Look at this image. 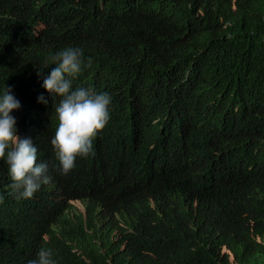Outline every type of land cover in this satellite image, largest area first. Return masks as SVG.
Here are the masks:
<instances>
[{
  "label": "trees",
  "instance_id": "trees-1",
  "mask_svg": "<svg viewBox=\"0 0 264 264\" xmlns=\"http://www.w3.org/2000/svg\"><path fill=\"white\" fill-rule=\"evenodd\" d=\"M68 47L85 58L73 90L107 93L109 127L133 136L144 153L167 156L173 173L181 144L157 143V118L171 132L190 121L226 130L235 154L250 160L243 184L251 192L237 193L227 220L237 235L225 229L226 238L219 236L230 239L231 252L211 251L169 215L159 226L165 248L187 256L173 264H264V0H0V96L9 88L56 103L43 87L51 68H43L54 67L48 58ZM3 170L0 164V259L11 224L29 217L9 195ZM55 202L47 197L43 208ZM69 262L88 264L72 252Z\"/></svg>",
  "mask_w": 264,
  "mask_h": 264
},
{
  "label": "clouds",
  "instance_id": "clouds-1",
  "mask_svg": "<svg viewBox=\"0 0 264 264\" xmlns=\"http://www.w3.org/2000/svg\"><path fill=\"white\" fill-rule=\"evenodd\" d=\"M46 63L54 67L43 68H51L43 87L59 98L56 103L9 88L0 96L6 189L29 211L27 220L11 224L0 264H70L71 252L88 264H173L187 256L185 249L165 248L159 226L169 215L191 226L211 251L230 253V239L220 242L219 236L226 238L225 229L229 237L237 235L227 220L237 193L251 192L243 181L252 167L235 154L226 130L190 121L171 132L157 118V143L181 144L179 171L173 173L167 156L144 153L133 136L109 127L107 93L73 90L85 65L80 48H65ZM139 144L148 148L150 140ZM47 197L55 206L43 208Z\"/></svg>",
  "mask_w": 264,
  "mask_h": 264
}]
</instances>
